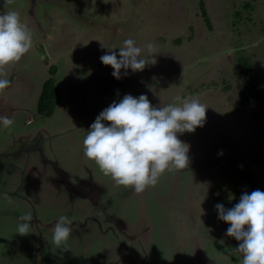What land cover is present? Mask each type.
<instances>
[{
	"label": "rangeland",
	"instance_id": "obj_1",
	"mask_svg": "<svg viewBox=\"0 0 264 264\" xmlns=\"http://www.w3.org/2000/svg\"><path fill=\"white\" fill-rule=\"evenodd\" d=\"M9 10L17 11L31 30L33 47L8 67L13 80L7 79L14 85L5 93L22 91L24 112L15 114V128L0 125V147L12 130L17 134L41 122L55 124L71 101L86 105L80 131L87 133L93 111L118 103L123 96L117 100L114 93L122 89L150 85L126 94H144L155 107L177 103V96L197 97L208 106L206 121L194 132L177 134L189 145V166L166 171L155 185L156 196L147 204L151 230L144 236L148 258L143 261L241 264L242 257L229 251L240 242L226 235L230 225L218 219L214 206L230 209L244 192L264 191V95L241 101L242 90L258 86L264 93V0H13L10 5L0 0V14ZM129 38L142 49L153 43L155 63L142 71L128 69L127 75L121 69L117 79L100 57L108 47L118 53ZM146 55L145 49L141 57ZM244 59L251 66L246 72L255 78L248 86L240 78ZM49 77L61 88L60 101L49 117L36 116V95ZM69 77L73 88L65 82ZM68 93L72 98H66ZM30 116L29 126L24 121ZM12 200L7 194L0 199V264H93L95 259L88 258L102 250L98 240L88 243L91 251L69 247L80 251L72 255L60 253L65 249L50 239L43 246L32 241L31 233H17L21 221ZM126 213L134 220V209Z\"/></svg>",
	"mask_w": 264,
	"mask_h": 264
},
{
	"label": "flooded vegetation",
	"instance_id": "obj_2",
	"mask_svg": "<svg viewBox=\"0 0 264 264\" xmlns=\"http://www.w3.org/2000/svg\"><path fill=\"white\" fill-rule=\"evenodd\" d=\"M236 50L237 47L234 48ZM17 72L21 76L18 70ZM10 74L7 67L5 75L0 78L10 76L11 79ZM68 80L72 79H66L65 82ZM54 83L58 86L56 79ZM67 83L69 85V81ZM13 85L11 82L10 87ZM71 86L69 85L70 88ZM10 87L0 92V116L11 118L14 121L11 127L15 128L18 126L15 114L24 112V98L22 91L11 89L9 93H5ZM106 87L108 88V84ZM135 88L137 87L128 91L122 89L114 95L118 100L130 90L138 91ZM40 89L41 87L39 91ZM70 93L66 98H72ZM109 105L110 103L101 105L91 115ZM63 110V115L60 114L55 124L41 122L29 127L28 131L21 130L17 134H13L14 130L9 132L0 147V199L4 194L11 196L18 216L31 213L32 241L39 240L40 245L45 246L46 240H52V229L58 217L67 215L72 220L73 230L67 242L68 248L73 246L72 250L81 251L86 247L85 249L90 250L88 243L93 244L97 240L101 245L99 255L88 258L95 259L93 264H152L143 261V258H148V254L142 247L146 242L144 236L151 230L147 220V204L152 200L150 196H156V187L148 186L137 194L131 188L117 186L111 177L104 176L95 162L83 153V139L87 133L80 130L85 125L82 124V115L86 105L81 102L72 104L71 101V105ZM35 112L36 116L39 114L49 117L53 110L50 113L40 112L35 106ZM24 124L32 125L33 118L26 117ZM48 127L64 133L52 136L54 133L48 131ZM57 139H60L58 144ZM11 165L15 167V172L11 171ZM130 209L135 210L134 220H130L126 213ZM86 237L89 239L84 242ZM121 242L124 243V248ZM40 249L41 247L39 251L43 248ZM80 251L65 249L60 253L78 255Z\"/></svg>",
	"mask_w": 264,
	"mask_h": 264
},
{
	"label": "clouds",
	"instance_id": "obj_3",
	"mask_svg": "<svg viewBox=\"0 0 264 264\" xmlns=\"http://www.w3.org/2000/svg\"><path fill=\"white\" fill-rule=\"evenodd\" d=\"M13 0H6L12 4ZM33 47L32 32L22 23L20 14L9 10L0 14V76L5 69L19 62ZM108 47L100 57L104 65H110L112 75L120 79L121 69L142 71L149 63H155L153 43L144 49L129 38L125 39L119 52ZM147 50L142 58L141 52ZM119 56V58H118ZM11 81L0 78V92L9 87ZM177 103L162 107L153 106L144 94L134 97L125 94L117 103L113 101L102 110L89 126L83 139V153L95 162L104 176H109L117 186L131 188L137 194L146 187L155 186L159 178L172 170H183L189 166V145L177 134L194 132L206 121V108L197 97H175ZM103 121L110 122L108 125ZM14 121L0 116V125L8 129ZM218 219L228 223L226 235L239 241L229 251L242 257L241 264H264V191L256 189L244 192L232 208L216 204ZM17 233L27 235L31 231V213L18 217ZM72 220L67 215L59 216L52 229V243L57 248L68 249L67 242L72 233Z\"/></svg>",
	"mask_w": 264,
	"mask_h": 264
},
{
	"label": "trees",
	"instance_id": "obj_4",
	"mask_svg": "<svg viewBox=\"0 0 264 264\" xmlns=\"http://www.w3.org/2000/svg\"><path fill=\"white\" fill-rule=\"evenodd\" d=\"M201 7H203V5H201ZM203 14L206 15L205 10H203ZM240 55L242 56V54H240ZM241 61H242V58L240 59L239 62L241 63ZM241 68H242L244 74L241 75L240 78H244L243 79L245 82L244 85L248 86L250 83H252L255 80L254 77H251V75L246 72L247 69L249 70L251 68L250 63L244 59ZM55 69H56L55 66L50 67V70L52 73L55 71ZM240 78H238V80L240 81L241 84H243V82L240 80ZM54 82H55V79H53V77L46 78L43 81L41 89H40V91L38 93V97H37L36 107H37L38 111L50 113L53 110V107L55 106L56 102L58 101L59 95H60L59 88H58V86L55 85ZM257 87L252 88L251 90H248L247 92H245V90H242V94H241L242 100L241 101L242 102L243 101L248 102V101H250V98L258 99V98H260V95L261 96H262V94L264 95V93H262L263 90H261V89L259 90Z\"/></svg>",
	"mask_w": 264,
	"mask_h": 264
},
{
	"label": "water",
	"instance_id": "obj_5",
	"mask_svg": "<svg viewBox=\"0 0 264 264\" xmlns=\"http://www.w3.org/2000/svg\"><path fill=\"white\" fill-rule=\"evenodd\" d=\"M150 85H142V86H139L137 88H135L136 90H140V89H146V88H149ZM105 107H102L101 109L97 110L88 120H86L87 122L91 119H94L102 110H104ZM58 134H52V136H56Z\"/></svg>",
	"mask_w": 264,
	"mask_h": 264
}]
</instances>
